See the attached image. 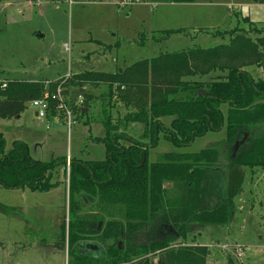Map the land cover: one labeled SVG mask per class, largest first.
<instances>
[{
	"label": "trees",
	"instance_id": "obj_1",
	"mask_svg": "<svg viewBox=\"0 0 264 264\" xmlns=\"http://www.w3.org/2000/svg\"><path fill=\"white\" fill-rule=\"evenodd\" d=\"M223 35L229 36L227 43L162 53L115 73L85 71L55 81L11 80L5 88L0 83L2 119L19 117L28 103L46 94V117L53 118L61 109L60 100L53 98L60 86L64 98L71 87L84 92L83 114L93 99L101 100L96 120L106 130L99 139L106 148L104 160H35L23 141H14L6 151L0 132V185L49 191L60 185L53 181L55 169L63 165L69 170L68 222L63 227V240L73 259L69 264H210L208 247L187 245L184 240L205 226L231 221L232 200L242 190L238 167L264 169V28L233 29ZM250 66L261 70L262 76L252 75ZM85 86L107 91L96 97ZM116 99L127 110L123 127L111 113ZM131 123L143 125L139 138L129 135ZM224 128L226 143L217 149L166 152L156 161L149 158L161 133L184 147ZM98 222L105 224L104 230L94 227ZM143 232L155 238L138 243L135 238ZM95 234L114 242L106 251H85L88 238ZM178 237L184 245L172 246ZM119 242L126 246L119 247Z\"/></svg>",
	"mask_w": 264,
	"mask_h": 264
},
{
	"label": "rangeland",
	"instance_id": "obj_2",
	"mask_svg": "<svg viewBox=\"0 0 264 264\" xmlns=\"http://www.w3.org/2000/svg\"><path fill=\"white\" fill-rule=\"evenodd\" d=\"M39 1L41 6L31 1L29 5L26 0H0V83L55 81L86 70L115 72L162 53L227 43L229 36L223 33L233 29L264 28V4L254 0H144L126 8L118 6L119 0ZM83 52L89 57L84 58ZM247 70L256 78L262 76L256 66ZM85 91L97 97L107 88ZM57 99L65 107L53 118L36 115L39 108L32 103L19 117L0 118L6 151L14 141H23L35 160H104L106 148L99 139L106 130L96 120L101 115V100L93 99L89 111L83 114L80 107L84 106V92L78 88H71L66 98ZM118 102L116 99L111 113L122 123L127 110ZM222 109L226 116L228 107L224 105ZM165 122L169 123L170 118ZM142 128L140 123H131L128 133L139 138ZM226 139L224 128L179 147L161 133L149 158L156 161L166 152L217 149ZM238 170L243 176L242 190L232 200L231 221L225 226H205L184 240L187 245L208 247L210 264L230 263L231 256L217 247L224 244L241 246L245 264H264V169L240 166ZM68 171L63 165L55 169L53 181L60 185L49 191L0 185V264H69L73 260L67 241L63 240L69 211ZM170 186L166 183L167 188ZM100 223L102 231L105 224ZM98 234L88 238V242L106 251L114 241L103 240ZM154 238L143 232L135 239L144 243ZM125 246L121 242V248Z\"/></svg>",
	"mask_w": 264,
	"mask_h": 264
},
{
	"label": "built area",
	"instance_id": "obj_3",
	"mask_svg": "<svg viewBox=\"0 0 264 264\" xmlns=\"http://www.w3.org/2000/svg\"><path fill=\"white\" fill-rule=\"evenodd\" d=\"M30 1L33 2L35 5L40 4L39 0H30ZM142 2H144V0H120L118 3V6L122 8L123 7L126 8V7L132 6L137 3H142ZM6 86H7V82H3L2 88H5ZM61 92H62V89H58L57 96H53V98L56 99L62 96ZM45 97L48 98V94H46ZM46 98L34 100L31 102L34 107L39 108L37 112L38 116L46 117V112L48 108V102ZM60 103H61L60 108L65 107V105L63 104L61 100H60ZM70 116H69V120H70ZM217 247H219L222 252H226L231 256L232 258L231 260L233 261L232 264H245L244 263L245 251L241 246H232V245L224 244V245H217Z\"/></svg>",
	"mask_w": 264,
	"mask_h": 264
},
{
	"label": "water",
	"instance_id": "obj_4",
	"mask_svg": "<svg viewBox=\"0 0 264 264\" xmlns=\"http://www.w3.org/2000/svg\"><path fill=\"white\" fill-rule=\"evenodd\" d=\"M36 115H38V114H36ZM247 137H248V134L246 133L245 134V139ZM222 173H223V176H222L223 177L222 178V186H223V189L225 190V187H226V172H225V169L222 170ZM99 227H101V223H100V226ZM171 231H174L175 235L178 236V233L173 228H171ZM180 245H184L183 238L182 237H178V239L172 243V246H180ZM94 246H95L94 249L97 250L98 249V246H96V245H94ZM120 247H121V242H120Z\"/></svg>",
	"mask_w": 264,
	"mask_h": 264
},
{
	"label": "crops",
	"instance_id": "obj_5",
	"mask_svg": "<svg viewBox=\"0 0 264 264\" xmlns=\"http://www.w3.org/2000/svg\"><path fill=\"white\" fill-rule=\"evenodd\" d=\"M119 1H120V0H119ZM168 1H169V0H168ZM18 2L21 3V1H18ZM26 2H27L29 5H31V3H32V2L30 3V1H28V0H26ZM115 2L117 3V1H115ZM156 2H157V3H158V2H161V0L156 1ZM170 2H171V1H170ZM157 3H154V4H157ZM171 3H174V2H171ZM39 5L41 6V3H40ZM157 5H158V4H157ZM97 41H98V40H97ZM83 57H84V58H88V57H89V54H86L85 52H83ZM114 61H115V60H114ZM127 67H128V66H124V67L118 68L116 71H118V70H119V71H123V70H124L125 68H127ZM86 71H89V70H86ZM92 71H94V70H92ZM116 71H115V72H116ZM83 72H85V71H83ZM83 72H81V73H83ZM115 72H108V73H115ZM77 74H80V73H77ZM74 75H76V74H74ZM70 76H71V75H70ZM44 81H45V80H44ZM71 88H74V87H71ZM84 88L86 89V88H92V87H91V86H85ZM98 94H100V92L97 93V95H98ZM36 114H37V113H36Z\"/></svg>",
	"mask_w": 264,
	"mask_h": 264
},
{
	"label": "flooded vegetation",
	"instance_id": "obj_6",
	"mask_svg": "<svg viewBox=\"0 0 264 264\" xmlns=\"http://www.w3.org/2000/svg\"><path fill=\"white\" fill-rule=\"evenodd\" d=\"M100 226V225H99ZM99 228V230H100V228L101 227H98ZM95 244H92V243H89V242H87L86 244H85V246H84V250L85 251H95V252H100L101 251V248H100V246H98V245H96V246H98V249L97 250H95L94 248H95V246H94ZM119 247H120V242H119Z\"/></svg>",
	"mask_w": 264,
	"mask_h": 264
}]
</instances>
